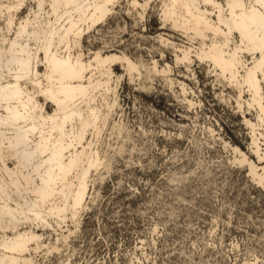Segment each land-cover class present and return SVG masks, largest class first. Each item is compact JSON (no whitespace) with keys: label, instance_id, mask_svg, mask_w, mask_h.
Returning a JSON list of instances; mask_svg holds the SVG:
<instances>
[{"label":"rangeland","instance_id":"rangeland-1","mask_svg":"<svg viewBox=\"0 0 264 264\" xmlns=\"http://www.w3.org/2000/svg\"><path fill=\"white\" fill-rule=\"evenodd\" d=\"M159 7L153 0L140 17L142 9L120 0L84 36L85 59L125 54L141 76L130 80L119 63L112 66L121 79L107 100L117 106L93 139L110 168L92 174L80 229L71 220L37 229L42 244L57 250L31 252L35 264H264V187L233 152L258 162L244 122L256 123L257 112L240 111L237 90L209 64L177 63L178 51L198 42L163 26ZM154 63L170 66L173 84L146 71ZM95 105L107 111L101 99ZM67 230L69 240L58 242Z\"/></svg>","mask_w":264,"mask_h":264},{"label":"bare ground","instance_id":"bare-ground-1","mask_svg":"<svg viewBox=\"0 0 264 264\" xmlns=\"http://www.w3.org/2000/svg\"><path fill=\"white\" fill-rule=\"evenodd\" d=\"M119 1L0 0V264H35L31 252L57 250L42 244L37 229L51 223L60 228L67 220L79 228L97 181L92 174L110 168L93 139L117 106L116 98L107 100L116 96L121 79L112 66L119 63L130 80L141 76L142 67L111 51L85 59L82 42ZM141 1L129 0L143 10L140 17L153 0ZM159 1L163 26L198 42L178 51L177 63L194 57L209 64L237 90L238 109L257 112L256 123L246 117L244 122L258 162L238 148L233 152L264 187V0ZM170 70L154 63L146 71L173 84ZM98 98L106 112L95 105ZM67 231L58 242L66 241L72 233Z\"/></svg>","mask_w":264,"mask_h":264}]
</instances>
